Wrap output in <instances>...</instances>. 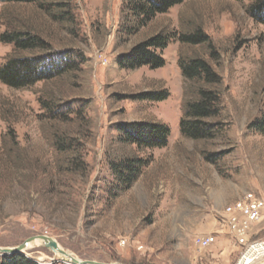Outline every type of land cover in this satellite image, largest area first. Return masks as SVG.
Masks as SVG:
<instances>
[{
	"label": "rangeland",
	"instance_id": "374dc122",
	"mask_svg": "<svg viewBox=\"0 0 264 264\" xmlns=\"http://www.w3.org/2000/svg\"><path fill=\"white\" fill-rule=\"evenodd\" d=\"M128 1L70 0L66 15L0 0V34L30 30L50 44L42 53L0 42V67L38 55L53 65L67 51L75 65L29 88L0 82V247L47 236L81 261L238 264L244 249L223 223L224 211L249 192L264 197V134L252 128L264 117V25L248 12L255 0H187L130 35L136 25L124 11ZM197 31L211 43L179 41ZM161 33L172 36L163 68H119V55ZM196 57L222 79L213 139L180 132L197 89L180 61ZM148 92L169 98H137ZM132 122L166 124L168 146L139 150L119 140V125ZM151 155L131 188L120 190L111 164ZM209 235L216 244L196 245ZM253 237L264 240V224ZM22 254L38 264H66L44 244Z\"/></svg>",
	"mask_w": 264,
	"mask_h": 264
},
{
	"label": "trees",
	"instance_id": "16d2710c",
	"mask_svg": "<svg viewBox=\"0 0 264 264\" xmlns=\"http://www.w3.org/2000/svg\"><path fill=\"white\" fill-rule=\"evenodd\" d=\"M13 4H37L41 9L52 13L53 8L70 6V0H1ZM187 0H129L124 11L135 19V27L128 28V34H135L139 28L145 27L158 15L168 13L170 9L183 4ZM251 17L264 25V0H255L248 10ZM64 19V18H63ZM172 39L170 34L161 33L134 46L128 53L118 56L120 69L132 71L147 66L152 70L163 68L166 61L163 57ZM179 41L187 45L210 44V38L202 31L180 35ZM0 42L13 44L19 52H42L49 50L48 40L30 30H10L0 34ZM40 54V53H39ZM215 56V52L212 53ZM64 60L49 65L42 55L32 57L15 56L0 67V82L13 89H24L51 80L75 68L71 61V53H65ZM69 55V56H68ZM183 77L188 83L197 85L195 98L188 101L184 118L180 123L183 136L193 140L213 139L218 133L216 120L222 113L221 76L204 58L196 57L180 61ZM140 100L162 102L169 98L167 92H148L137 97ZM252 128L264 134V117L256 121ZM119 140L136 146L139 150L166 148L171 137V129L161 122L121 123L118 127ZM153 161L148 158L128 157L120 163L111 164L114 177L117 178L120 190H128L142 175L143 170ZM0 264H38L22 253L0 256Z\"/></svg>",
	"mask_w": 264,
	"mask_h": 264
},
{
	"label": "built area",
	"instance_id": "2783aa9c",
	"mask_svg": "<svg viewBox=\"0 0 264 264\" xmlns=\"http://www.w3.org/2000/svg\"><path fill=\"white\" fill-rule=\"evenodd\" d=\"M223 223L244 249L238 264H264V240H252L253 229L264 224V197L254 192L245 194L242 199L226 207ZM216 240L213 235L199 236L195 243L201 248H209L216 244Z\"/></svg>",
	"mask_w": 264,
	"mask_h": 264
},
{
	"label": "water",
	"instance_id": "95a60500",
	"mask_svg": "<svg viewBox=\"0 0 264 264\" xmlns=\"http://www.w3.org/2000/svg\"><path fill=\"white\" fill-rule=\"evenodd\" d=\"M37 240H44L46 242L51 243V245L53 246L54 249H56V250L60 249L59 245L57 244V242L53 238H50L47 236H37V237H34V238L30 239L29 241H27V242H25L22 245H19L17 247H12V248L0 247V256L22 253L23 251L27 250L28 245L30 243L35 242ZM61 252H62V254L67 255V252H65L63 250ZM72 264H104V263H98V262H94V261H81V260L73 259Z\"/></svg>",
	"mask_w": 264,
	"mask_h": 264
},
{
	"label": "bare ground",
	"instance_id": "6f19581e",
	"mask_svg": "<svg viewBox=\"0 0 264 264\" xmlns=\"http://www.w3.org/2000/svg\"><path fill=\"white\" fill-rule=\"evenodd\" d=\"M42 244L47 245L49 248L55 250L57 252V257H59L60 259H62L63 261H65L66 264H72V260L73 259L78 260V259H76L75 257L71 256L68 253H67V255L62 254V252H61L62 250H60V249L59 250L54 249L53 246L51 245V243L46 242L44 240H37L35 242L30 243L28 245V248L27 249H31V248H33L36 245H42Z\"/></svg>",
	"mask_w": 264,
	"mask_h": 264
}]
</instances>
